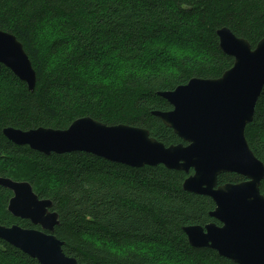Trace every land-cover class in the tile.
<instances>
[{"label": "trees", "instance_id": "16d2710c", "mask_svg": "<svg viewBox=\"0 0 264 264\" xmlns=\"http://www.w3.org/2000/svg\"><path fill=\"white\" fill-rule=\"evenodd\" d=\"M220 28L254 48L264 37V0H0V30L22 44L36 75L31 93L0 64V177L28 182L52 202L66 256L79 264H171L167 256L180 264H234L188 244L183 227L219 223L209 217L210 198L182 189L184 172L80 152L45 156L2 135L7 127L63 130L90 117L147 129L165 146L183 143L152 114L172 109L158 94L231 68L233 58L218 46ZM106 57L120 65L111 79L86 72L106 65ZM244 134L264 164V88ZM217 180L244 178L222 173ZM10 196L0 187V225L38 229L7 212ZM155 249L158 256L150 254ZM0 264L39 263L0 240Z\"/></svg>", "mask_w": 264, "mask_h": 264}, {"label": "water", "instance_id": "95a60500", "mask_svg": "<svg viewBox=\"0 0 264 264\" xmlns=\"http://www.w3.org/2000/svg\"><path fill=\"white\" fill-rule=\"evenodd\" d=\"M216 36L220 50L233 58L231 68L219 78H191L159 93L172 109L152 113L184 144L165 146L147 129L107 126L90 117L76 119L63 130L7 127L2 135L45 156L80 152L131 168L162 165L184 172L182 189L210 198L215 207L209 217L219 223L183 227L188 244L213 250L234 264H264V164L244 134L264 88V37L252 48L227 28L218 29ZM0 64L34 91L36 75L22 44L1 30ZM222 173L244 180L218 185ZM0 187L12 193L7 212L38 227L0 225V240L39 264H79L63 253L64 243L54 235L59 218L50 200L39 199L28 182L0 177Z\"/></svg>", "mask_w": 264, "mask_h": 264}, {"label": "rangeland", "instance_id": "374dc122", "mask_svg": "<svg viewBox=\"0 0 264 264\" xmlns=\"http://www.w3.org/2000/svg\"><path fill=\"white\" fill-rule=\"evenodd\" d=\"M159 41H157V42H159ZM148 59H150V58L149 57H145L144 60L148 61ZM104 60H105L104 62L107 63L106 65L103 64V66H97V65L96 66H91L90 68L87 69L86 72L88 74L94 75V77L98 78V79H99V77L97 75H104V76H107L108 80L111 79V76H112V73H113L114 69H118L120 65H119V63H117L115 61H111L109 59V57H106ZM55 62H56L55 59H53L52 60V64H54ZM153 65H155V64H153ZM158 253L159 252L156 249L152 250L150 252L151 255H155V256H158ZM166 260H168L171 264H180L179 259L174 257V256H167Z\"/></svg>", "mask_w": 264, "mask_h": 264}, {"label": "flooded vegetation", "instance_id": "af4514ba", "mask_svg": "<svg viewBox=\"0 0 264 264\" xmlns=\"http://www.w3.org/2000/svg\"><path fill=\"white\" fill-rule=\"evenodd\" d=\"M11 196H12V193H11ZM11 196H10V198H11ZM10 198H9V199H10ZM8 201H9V200H8ZM7 203H8V202H7ZM7 205H8V204H7ZM7 205H6V208H7Z\"/></svg>", "mask_w": 264, "mask_h": 264}, {"label": "bare ground", "instance_id": "6f19581e", "mask_svg": "<svg viewBox=\"0 0 264 264\" xmlns=\"http://www.w3.org/2000/svg\"><path fill=\"white\" fill-rule=\"evenodd\" d=\"M3 241V240H2ZM5 242V241H4Z\"/></svg>", "mask_w": 264, "mask_h": 264}]
</instances>
